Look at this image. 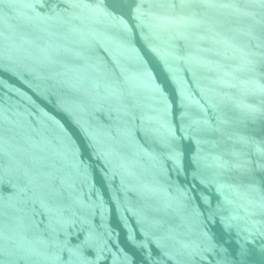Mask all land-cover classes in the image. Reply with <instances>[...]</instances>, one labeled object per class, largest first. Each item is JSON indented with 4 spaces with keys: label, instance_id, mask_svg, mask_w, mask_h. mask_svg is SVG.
I'll list each match as a JSON object with an SVG mask.
<instances>
[{
    "label": "water",
    "instance_id": "95a60500",
    "mask_svg": "<svg viewBox=\"0 0 264 264\" xmlns=\"http://www.w3.org/2000/svg\"><path fill=\"white\" fill-rule=\"evenodd\" d=\"M0 264H264V0H0Z\"/></svg>",
    "mask_w": 264,
    "mask_h": 264
}]
</instances>
